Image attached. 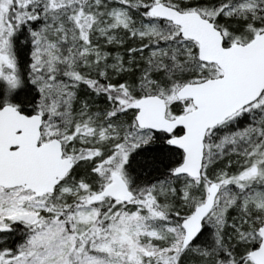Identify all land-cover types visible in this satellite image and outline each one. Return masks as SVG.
Listing matches in <instances>:
<instances>
[{"label": "snow or ice", "instance_id": "1", "mask_svg": "<svg viewBox=\"0 0 264 264\" xmlns=\"http://www.w3.org/2000/svg\"><path fill=\"white\" fill-rule=\"evenodd\" d=\"M0 264H264V0H0Z\"/></svg>", "mask_w": 264, "mask_h": 264}]
</instances>
